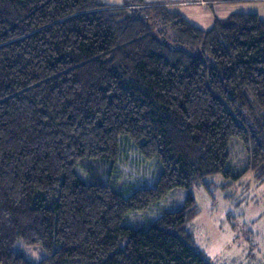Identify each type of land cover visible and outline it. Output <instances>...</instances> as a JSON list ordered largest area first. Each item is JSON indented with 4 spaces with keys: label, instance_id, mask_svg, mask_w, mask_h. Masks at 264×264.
<instances>
[{
    "label": "trees",
    "instance_id": "trees-1",
    "mask_svg": "<svg viewBox=\"0 0 264 264\" xmlns=\"http://www.w3.org/2000/svg\"><path fill=\"white\" fill-rule=\"evenodd\" d=\"M129 144L159 164L153 185L114 184ZM248 172L264 181L259 14L204 30L144 0H0V264H214L196 243L192 189ZM178 188L180 207L127 221Z\"/></svg>",
    "mask_w": 264,
    "mask_h": 264
},
{
    "label": "rangeland",
    "instance_id": "rangeland-1",
    "mask_svg": "<svg viewBox=\"0 0 264 264\" xmlns=\"http://www.w3.org/2000/svg\"><path fill=\"white\" fill-rule=\"evenodd\" d=\"M125 0H99L101 3L122 4ZM230 168L239 172L247 164L243 144L235 139L230 145ZM160 172L155 160H147L132 145L125 146L117 171L112 180L119 189L133 190L138 186H151ZM209 191L203 186L192 189L201 208L193 221L198 247L214 264H264V181L248 172L237 181L227 182L219 174ZM188 194L187 189H175L166 199L147 211L133 212L127 221L133 225L145 224L164 211L180 207ZM17 249L33 261L44 256L38 246L19 241Z\"/></svg>",
    "mask_w": 264,
    "mask_h": 264
},
{
    "label": "crops",
    "instance_id": "crops-1",
    "mask_svg": "<svg viewBox=\"0 0 264 264\" xmlns=\"http://www.w3.org/2000/svg\"><path fill=\"white\" fill-rule=\"evenodd\" d=\"M144 2L166 4L171 11L182 14L189 22L204 30L210 29L216 19H225L234 13H257L264 19V0H224L212 4L203 0H144Z\"/></svg>",
    "mask_w": 264,
    "mask_h": 264
}]
</instances>
